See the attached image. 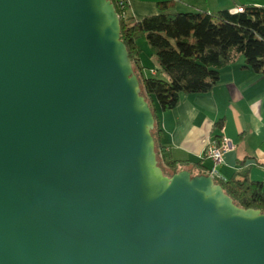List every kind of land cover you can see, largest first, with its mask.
I'll list each match as a JSON object with an SVG mask.
<instances>
[{"label":"water","instance_id":"95a60500","mask_svg":"<svg viewBox=\"0 0 264 264\" xmlns=\"http://www.w3.org/2000/svg\"><path fill=\"white\" fill-rule=\"evenodd\" d=\"M110 0H0V264H264V214L157 166Z\"/></svg>","mask_w":264,"mask_h":264},{"label":"trees","instance_id":"16d2710c","mask_svg":"<svg viewBox=\"0 0 264 264\" xmlns=\"http://www.w3.org/2000/svg\"><path fill=\"white\" fill-rule=\"evenodd\" d=\"M115 11L119 10L110 0ZM157 14L136 22L119 17L120 40L125 45L136 75L140 96L147 102L154 125L151 136L158 167L164 176L188 170L192 175H208L198 162L174 161L163 154L162 131L157 111L174 109L180 94H207L217 84L221 70L238 58L242 68L250 69L256 79H264V7L244 6L241 11H174L173 0L156 4ZM146 41L155 73H141L139 43ZM222 128V121L214 125ZM216 139L220 141V137ZM222 191L241 209L264 214V184L252 181L248 168L228 180L214 179Z\"/></svg>","mask_w":264,"mask_h":264},{"label":"crops","instance_id":"0c3cea01","mask_svg":"<svg viewBox=\"0 0 264 264\" xmlns=\"http://www.w3.org/2000/svg\"><path fill=\"white\" fill-rule=\"evenodd\" d=\"M167 0H127L126 18L136 22L157 14L156 4ZM174 11L236 12L244 6L264 7V0H173ZM139 66L144 76L155 73V62L143 54ZM144 56H148L144 57ZM162 131L163 154L170 160L198 162L210 171L213 164L200 160L205 146L212 140L228 139L229 151L215 166L216 179L228 180L248 168L252 181L264 184V79L242 68V59L227 65L207 94H180L177 106L157 111ZM222 121V128L214 125ZM218 141V140H217Z\"/></svg>","mask_w":264,"mask_h":264},{"label":"built area","instance_id":"2783aa9c","mask_svg":"<svg viewBox=\"0 0 264 264\" xmlns=\"http://www.w3.org/2000/svg\"><path fill=\"white\" fill-rule=\"evenodd\" d=\"M115 4L119 10L117 13L118 17L126 18L125 12L127 7V0H114ZM238 11H241L239 9ZM230 141L228 139H220V141L212 140L208 142L205 146L202 155L200 156V160H208L213 164V168L208 172V175L214 180L217 177V172L215 170V166L220 164L222 161V156L229 151Z\"/></svg>","mask_w":264,"mask_h":264},{"label":"rangeland","instance_id":"374dc122","mask_svg":"<svg viewBox=\"0 0 264 264\" xmlns=\"http://www.w3.org/2000/svg\"><path fill=\"white\" fill-rule=\"evenodd\" d=\"M140 44H141V46H142V52H143V54H147V55H149L150 54V52H149V46H148V44H147V42L146 41H141L140 42ZM144 57H147L148 58V56H144ZM157 166H158V162H157ZM161 170V169H160ZM162 172V171H161ZM162 175H163V173H162ZM164 176V175H163Z\"/></svg>","mask_w":264,"mask_h":264}]
</instances>
